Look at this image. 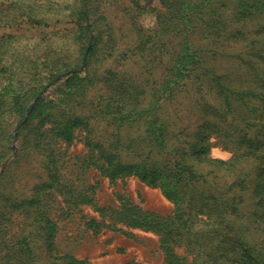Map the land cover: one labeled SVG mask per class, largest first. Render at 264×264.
Instances as JSON below:
<instances>
[{
	"label": "trees",
	"instance_id": "obj_1",
	"mask_svg": "<svg viewBox=\"0 0 264 264\" xmlns=\"http://www.w3.org/2000/svg\"><path fill=\"white\" fill-rule=\"evenodd\" d=\"M86 2L80 0L70 17L81 34L79 43L87 44L88 66L100 39L90 25H84L90 14ZM134 4L139 15L141 10ZM160 4L163 13H156L153 32L180 40L183 54L178 58L193 74L192 83H185L181 90L196 97L191 101L197 119L191 125L178 126L169 117H161L162 104L130 100L131 88L116 81L117 74L112 72L103 77L111 88L106 103H96L89 115L82 116L76 112L82 105L77 98L95 79L87 68L79 71L81 60L50 66L46 82L61 73L58 81H64L54 82L53 94L41 96L30 108L45 86L32 85L38 73L28 71L25 79L20 71L16 73V62L3 63L0 48V71L5 79L0 87V141L6 134L4 128L16 124L18 135L22 134V153L15 158L37 157L48 175L47 182L32 187L29 197L19 200L9 193L3 199L2 206L21 211L30 220L21 230L24 246L15 251L26 258L13 255L18 264H40L29 241L33 229L47 245L49 264H92L57 254L58 226L52 218L55 194L65 197L68 207L61 208L62 214L78 212L93 234L103 229L156 234L164 264H264V0H160ZM189 30L207 40L205 47L211 53H187ZM216 55L221 57L215 59L216 65L203 66V60ZM171 74H178V81L171 84L165 78L158 94L170 90L173 95L181 85L180 69L173 65ZM203 88L210 100L201 94ZM94 117L106 122L100 135ZM12 139L7 132L6 141L0 144V165L13 150ZM78 141L85 148L77 157L81 169L93 168L110 183L132 177L159 189L172 202V213L161 216L144 210L122 195L117 197L118 207L100 206L93 197L94 186H76L58 165L57 148ZM216 142L231 153L227 160L210 157ZM82 206L90 207L98 218L82 214ZM182 246L183 252L178 253Z\"/></svg>",
	"mask_w": 264,
	"mask_h": 264
},
{
	"label": "rangeland",
	"instance_id": "obj_2",
	"mask_svg": "<svg viewBox=\"0 0 264 264\" xmlns=\"http://www.w3.org/2000/svg\"><path fill=\"white\" fill-rule=\"evenodd\" d=\"M79 3L80 0H0V48L3 63L16 62L18 67L16 73L20 71L25 79L28 78V71L38 73L37 80L33 81L32 85L38 86L41 83L45 86L31 101L30 108L41 96H51L56 88L52 86L53 83L64 75L62 73L56 75L47 83L46 77L51 72L48 70L50 66L64 61L73 63L75 60H81L79 71L82 72L87 68L90 76H94L95 79V83L86 86L81 96L77 98V102L82 105L76 109V112L82 116L89 115L96 103H106L111 88L103 81V77L112 72L117 74L116 81H124V85L131 88L130 100L136 98L137 103L164 105L160 116L169 117L178 126L194 123L197 117L192 109L194 103L191 98L195 100L196 97L191 93L189 96L181 93L185 83H192L193 74H190L189 66L178 58V55L183 54L180 52V40H176L172 35L159 36L153 32L157 23L156 13H163L160 0H87L86 9L90 14L87 15L84 25L88 27L90 25L94 35L100 39L88 66H85L89 56L87 44L79 43L81 34L77 31L75 20L70 17L74 6ZM134 3L141 10L139 15H136L138 12ZM82 7L85 9V4ZM33 19L43 20V23L37 25L32 21ZM187 36L189 37L188 49L186 48L188 54L202 55V52H208L205 47L207 40L201 38V35L190 33L189 30ZM82 49L85 51L83 52ZM216 58L221 57L216 55L214 58L203 60V66L216 65ZM34 59L36 63H30ZM45 62L49 64L48 67L44 66ZM173 65L177 66L183 75L179 80L181 85L173 95L170 90L158 94L162 90L165 78H168L171 84L178 81V74H171ZM63 81L64 79L59 80L57 85L62 84ZM4 83L5 79L0 71V87ZM138 91L140 93H137ZM206 93L203 88L201 94L210 100V96L207 97ZM93 123L97 135H100L105 128V120L94 117ZM192 130V128L188 129V131ZM4 131L6 134L3 135L0 144H4L3 139L6 141L8 132L13 135L11 140L13 150L0 165V175H2L0 177V264H18L19 260H15L13 255L20 256L19 259L22 260L26 258L25 254L20 255L15 251L22 250L24 246L20 241L25 232L21 230L30 220L26 219L21 211H11L2 206L3 199L9 193L19 200L29 197L32 187L38 182H47L48 175L37 157L28 155L23 156L22 159L15 158L22 153V134L18 135L17 125L6 126ZM57 149L60 152L58 165L61 166V172L66 175V179H71L76 186H94L93 197L100 206L116 208L119 205L117 197L122 195L126 201L144 210L161 216L172 213L174 209L172 202L168 201L159 189L151 188L132 177L122 182L110 183L93 168L81 169L77 158L85 153L81 141L67 148L61 145ZM230 155L231 153L217 142L210 152L211 158L221 160H227ZM64 199L65 197L58 194L53 198L55 203L52 218L57 221L58 226L55 238L58 255L69 254L78 259L88 260L92 264H164V255L156 234L140 230L123 234L109 229L93 234L84 227L86 218L81 219L78 212L72 213L71 216L62 214L61 208L68 207ZM81 208L82 214L89 218H98L90 207ZM60 214L62 215L57 216ZM39 233L33 229L29 237L30 245L34 247L38 262L49 264L52 260L49 258L47 245L38 240ZM177 252L182 253L183 246L178 248ZM190 257L188 255L189 259Z\"/></svg>",
	"mask_w": 264,
	"mask_h": 264
}]
</instances>
